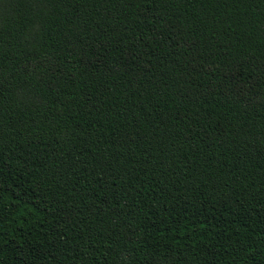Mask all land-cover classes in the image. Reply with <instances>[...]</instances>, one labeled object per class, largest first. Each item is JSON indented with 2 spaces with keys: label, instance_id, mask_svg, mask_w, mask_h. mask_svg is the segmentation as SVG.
I'll list each match as a JSON object with an SVG mask.
<instances>
[{
  "label": "trees",
  "instance_id": "obj_1",
  "mask_svg": "<svg viewBox=\"0 0 264 264\" xmlns=\"http://www.w3.org/2000/svg\"><path fill=\"white\" fill-rule=\"evenodd\" d=\"M0 264H264V0H0Z\"/></svg>",
  "mask_w": 264,
  "mask_h": 264
}]
</instances>
